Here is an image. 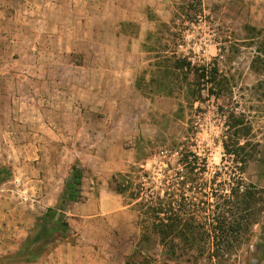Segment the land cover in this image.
<instances>
[{
  "label": "rangeland",
  "instance_id": "obj_1",
  "mask_svg": "<svg viewBox=\"0 0 264 264\" xmlns=\"http://www.w3.org/2000/svg\"><path fill=\"white\" fill-rule=\"evenodd\" d=\"M172 20L175 35L161 39L168 51L218 74L179 116V97L135 87L148 33ZM231 115L249 128L238 140L251 155L243 171L224 154ZM186 141L220 188L241 178L264 188V0H0V264H26L13 256L42 231L35 223L49 207L69 229L54 244L30 243L27 252L40 253L31 263L65 242L125 264L137 214L113 176L135 166L162 178ZM255 206L243 243L199 264H264V201ZM161 249L144 255L160 264Z\"/></svg>",
  "mask_w": 264,
  "mask_h": 264
},
{
  "label": "trees",
  "instance_id": "obj_2",
  "mask_svg": "<svg viewBox=\"0 0 264 264\" xmlns=\"http://www.w3.org/2000/svg\"><path fill=\"white\" fill-rule=\"evenodd\" d=\"M172 25H175L173 20L159 22L156 30L148 33L144 45L150 55L149 63L136 76L135 87L147 96L179 97L180 107L175 112L179 116L187 106L192 108L194 102L201 101L203 90L212 91L218 74L214 67L208 68L205 64L192 62L187 56L168 51L169 44L161 39L166 32L175 35L171 32ZM229 121V133L223 140L224 154L240 164L243 171L251 155L247 152L249 144H241L238 140L247 135L249 128L233 115ZM233 137L237 142L232 140ZM186 145L187 141L176 150V165L167 163L162 178L135 166L113 176L115 190L133 201L137 214L139 237L125 264L135 261L136 264H156L150 256L144 255L145 249L148 251L156 246L162 248L160 253L166 259L160 264H167V261L199 264L203 258L220 262L232 254L249 234L257 213L254 205L264 201V188L246 183L242 178L228 184L227 190L220 188L221 182H216L217 172L207 179L205 158ZM71 183H77V177ZM64 196L67 202L75 201L76 190L70 188ZM59 213L49 207L42 217L37 218L36 228H43L42 231L28 236L13 258L31 263L40 253H28L30 243L43 237L45 245L54 244L56 235L69 229L63 214ZM55 215L57 217L51 219ZM49 219L52 224L47 226ZM136 257L141 259L137 261Z\"/></svg>",
  "mask_w": 264,
  "mask_h": 264
},
{
  "label": "crops",
  "instance_id": "obj_3",
  "mask_svg": "<svg viewBox=\"0 0 264 264\" xmlns=\"http://www.w3.org/2000/svg\"><path fill=\"white\" fill-rule=\"evenodd\" d=\"M78 229V228H77ZM123 258V257H122ZM26 264H104L99 256L98 252L91 251L87 254L80 252L79 243L70 246L68 243H62L56 245L52 251H50L45 261H39L36 263ZM119 264H124V260Z\"/></svg>",
  "mask_w": 264,
  "mask_h": 264
}]
</instances>
